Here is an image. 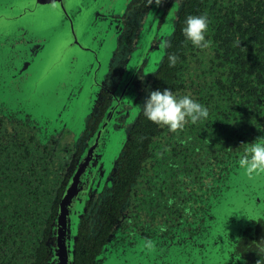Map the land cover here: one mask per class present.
<instances>
[{
	"label": "flooded vegetation",
	"instance_id": "flooded-vegetation-1",
	"mask_svg": "<svg viewBox=\"0 0 264 264\" xmlns=\"http://www.w3.org/2000/svg\"><path fill=\"white\" fill-rule=\"evenodd\" d=\"M230 1L228 21L220 3L190 14L186 0H116L102 33L89 30L99 13L74 11L73 25L44 21L36 48L0 53V158L11 136L34 143L37 179L25 188L56 203L48 264H58L52 249L69 190L78 217L71 264H256L264 223L249 219L264 212V175L249 178L236 160L242 143L264 136V8L238 12ZM200 14L207 49L182 33L184 19ZM164 88L190 95L208 117L176 131L147 120L139 105ZM83 90L98 94L81 122Z\"/></svg>",
	"mask_w": 264,
	"mask_h": 264
},
{
	"label": "trees",
	"instance_id": "trees-1",
	"mask_svg": "<svg viewBox=\"0 0 264 264\" xmlns=\"http://www.w3.org/2000/svg\"><path fill=\"white\" fill-rule=\"evenodd\" d=\"M186 3L190 14H197L208 4H212V9L216 8L220 3L225 10L222 18L230 20V0H186ZM252 3L258 11L264 8V0H237L234 6L238 12H243ZM222 29L229 33L227 26ZM33 145L30 139L18 140L13 136L6 145L1 144L10 151L4 153L8 158L6 163L0 158V264H48L50 258L47 239L56 203L49 204L48 208L43 200H38L36 190L25 188L27 181L37 179L35 165L30 163ZM44 207L48 208V213L45 218H40Z\"/></svg>",
	"mask_w": 264,
	"mask_h": 264
},
{
	"label": "clouds",
	"instance_id": "clouds-1",
	"mask_svg": "<svg viewBox=\"0 0 264 264\" xmlns=\"http://www.w3.org/2000/svg\"><path fill=\"white\" fill-rule=\"evenodd\" d=\"M153 0H151V3ZM161 0H155L160 4ZM208 30V18L206 14L188 15L184 19L182 33L187 42L198 49H207L211 43L206 38ZM237 46L240 42L234 41ZM169 66L175 65L177 56L168 54ZM144 117L154 124L167 127L169 131L183 129L186 123L196 124L208 117V109L205 105L193 99L190 95H178L169 88L148 91L142 105H139ZM236 165L249 178L264 175V136L256 138L251 143H242ZM246 217V216H245ZM256 222L264 223V212L253 213ZM164 226L161 225V231ZM253 251L258 259L256 264H264V238L253 242Z\"/></svg>",
	"mask_w": 264,
	"mask_h": 264
},
{
	"label": "water",
	"instance_id": "water-1",
	"mask_svg": "<svg viewBox=\"0 0 264 264\" xmlns=\"http://www.w3.org/2000/svg\"><path fill=\"white\" fill-rule=\"evenodd\" d=\"M99 2L100 0H0V43H6L5 38L7 37L9 43L6 44H10L8 47L12 48L15 53L26 50L29 45L30 48H36L39 30L44 21L49 23L50 28L52 27L50 22L56 24L58 20L63 26L73 25L75 17L72 18V12L89 10L87 15L94 14L95 10L101 6ZM58 14L61 16L59 17ZM11 25L14 26L12 29ZM72 205L69 190L61 202L58 218V244L52 249V259H56L58 264H71L73 260L72 245L76 232L71 235L72 220L68 217L69 208Z\"/></svg>",
	"mask_w": 264,
	"mask_h": 264
},
{
	"label": "rangeland",
	"instance_id": "rangeland-1",
	"mask_svg": "<svg viewBox=\"0 0 264 264\" xmlns=\"http://www.w3.org/2000/svg\"><path fill=\"white\" fill-rule=\"evenodd\" d=\"M99 4L102 6V8H98L97 10H95L94 13H99L101 16V18L98 20L97 24H95L96 26L95 27H90L89 30H91L92 33H95V34H98V33H102L105 28L103 26V23H107V24H110L112 23V16H114V14H116L117 12H119V4L116 2V0H100ZM99 7V6H98ZM14 26L11 25L10 28L12 29ZM112 28H115V26L111 25ZM113 30V29H112ZM114 31V30H113ZM86 33H88V31L86 30H83V35H85ZM113 32H110L109 34H105L104 35V39L106 38L105 40V46L109 45L110 48H108V51H110V55L109 57L111 56L112 54V51L114 50L115 48V43H116V40H115V34ZM113 35V36H112ZM9 37V35H7ZM109 39H111V42L109 41ZM7 40V41H6ZM5 42L6 43H9V39L6 37L5 38ZM6 43H3V47L0 48V53H3V52H6L9 50V52L12 51V48L10 49L8 47V45L10 44H6ZM109 53V52H108ZM68 77L71 76V74L67 75ZM60 79L62 81V77L60 76ZM62 85H59V86H54L50 89H53L55 88V90H57L59 87H61ZM86 90L82 91V93L80 92V94L77 96L76 98V103L74 104L75 106L74 107H77L78 110H80V113L77 114V116H75V118L78 119V121H81L83 122V119L84 117L87 115L88 111L87 109L91 106V104H93L97 98V94H87L86 95ZM61 98L65 99L66 102H68V93L67 92H64L61 96ZM73 205H74V202H73ZM73 205L69 208V217L70 219L72 220V222L70 223V228H71V235L74 234V232H76V228H75V225L74 223L77 221L78 217H71V215H75L76 214L74 213L76 211V209H74ZM79 206V207H78ZM83 206V203H78L76 208L78 210V212L80 213L81 212V207Z\"/></svg>",
	"mask_w": 264,
	"mask_h": 264
}]
</instances>
